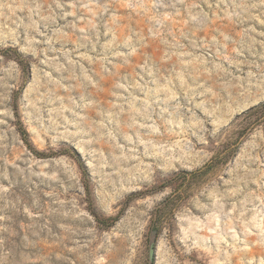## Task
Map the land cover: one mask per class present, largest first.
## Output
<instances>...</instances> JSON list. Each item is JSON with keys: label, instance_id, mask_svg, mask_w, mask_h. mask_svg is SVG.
<instances>
[{"label": "rangeland", "instance_id": "rangeland-1", "mask_svg": "<svg viewBox=\"0 0 264 264\" xmlns=\"http://www.w3.org/2000/svg\"><path fill=\"white\" fill-rule=\"evenodd\" d=\"M262 103L264 0H0V264H264Z\"/></svg>", "mask_w": 264, "mask_h": 264}, {"label": "trees", "instance_id": "trees-1", "mask_svg": "<svg viewBox=\"0 0 264 264\" xmlns=\"http://www.w3.org/2000/svg\"><path fill=\"white\" fill-rule=\"evenodd\" d=\"M245 118L246 119H249V118L253 119V120H251V122H252L251 125H254V123H261V122L264 123V103L260 104L259 106L255 107V108L249 109L245 113ZM18 124H19L18 129H19V133H20L22 141L26 144V146L29 149H33V148H31L32 146H31L30 142L28 141V137H27L28 135H27L26 130L22 127L21 122H18ZM244 131L245 130H242L241 134L245 133ZM32 151H34V153L36 155H40V156L44 155V154H42L40 152H37L36 150H32ZM167 202H168V200L163 202L155 210L154 218H153V221H152V226H151L150 232H155L156 235H157V231L155 229V224H156L157 216L161 212V210L167 206ZM96 219H97L98 223H100L104 227H110L116 222L117 217H115V218H107V219H101V218H96Z\"/></svg>", "mask_w": 264, "mask_h": 264}, {"label": "water", "instance_id": "water-1", "mask_svg": "<svg viewBox=\"0 0 264 264\" xmlns=\"http://www.w3.org/2000/svg\"><path fill=\"white\" fill-rule=\"evenodd\" d=\"M150 235L151 237L148 244V264H153L157 235L155 232H150Z\"/></svg>", "mask_w": 264, "mask_h": 264}]
</instances>
